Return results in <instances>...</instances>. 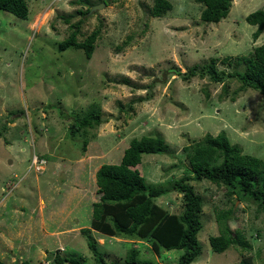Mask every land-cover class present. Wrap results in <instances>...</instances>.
<instances>
[{"label":"rangeland","instance_id":"obj_1","mask_svg":"<svg viewBox=\"0 0 264 264\" xmlns=\"http://www.w3.org/2000/svg\"><path fill=\"white\" fill-rule=\"evenodd\" d=\"M71 1L26 0V19L0 10V259L56 264L58 255L99 264L87 246L91 236L106 261H123L135 249L154 264H176L183 249L156 252L147 240L90 227L100 196L95 173L103 163L120 162L132 139L161 136L166 151L142 154L138 167L146 183L171 189L154 203L180 214L182 193L174 185L191 177L185 148L223 132L243 154L264 162V95L228 76L244 70L242 58L264 43V30L254 40L256 27L245 20L264 0H233L217 23L201 20L204 6L195 0H168L172 9L161 17L150 14L153 0H88L109 4L92 13L91 6L85 16L77 10L86 5ZM77 24L79 42L99 30L90 59L81 49L58 50ZM211 63L220 81L208 75L184 81L174 73ZM90 110L102 123L72 136L73 119ZM33 155L46 160L43 170L30 169ZM188 183L202 198L203 223L202 251L191 264H238L242 255L264 264V211L223 184ZM226 211L223 221L250 249L211 250L208 238L220 229L216 215Z\"/></svg>","mask_w":264,"mask_h":264},{"label":"trees","instance_id":"obj_2","mask_svg":"<svg viewBox=\"0 0 264 264\" xmlns=\"http://www.w3.org/2000/svg\"><path fill=\"white\" fill-rule=\"evenodd\" d=\"M204 7L200 18L205 23H217L227 17L233 0H195ZM105 3V1H103ZM75 5H86V10H77L80 15H86L92 4L88 0L71 1ZM109 3L106 2L105 5ZM172 9L168 0H153L150 14L161 17ZM0 10L26 19L28 5L26 0H0ZM248 24L255 26L252 37L256 40L264 30V6L245 17ZM81 21L79 22V24ZM58 44V50L68 48L81 49L87 59H90L95 42L99 38V30L92 31L82 42L77 40L79 29ZM245 63L244 70H234L228 76L242 82V88L250 87L264 95V43L255 47L248 57L242 58ZM184 81L192 76H210L214 81H220L222 74L215 72L213 63L208 67L194 65L185 73L178 69ZM234 100V99H233ZM70 133L75 136L87 128L100 125V114L93 110L88 111L72 121ZM87 145L84 140L83 148ZM166 143L161 136H142L132 139L124 150L118 163H103L95 173L99 201L93 203L90 227L98 232L110 236H120L127 239L147 240L154 251L183 249L176 264H191L201 254V245L198 233L203 227L201 221L202 198L195 192L188 180L200 181L206 179L216 185H225L234 190L238 199L247 197L252 199L257 207L264 211V162L252 155L243 154L237 145H232L222 132L217 136L206 135L202 140L185 148L186 157L190 167L187 175L179 178L175 189L182 193L183 210L180 214L169 213L153 199L171 191L167 187H157L146 183L141 170L142 154H162L166 151ZM231 192V191H230ZM230 211L220 212L216 215L220 229L218 235L208 238L211 250L222 253L231 245L240 246L241 249H250V246L239 232L230 230L223 221ZM90 228V229H91ZM87 246L99 264H154L150 259L139 257L138 251L131 249L123 261L112 259L106 261L97 249L96 241L87 236ZM56 264H82L75 257L54 256ZM0 264H11L0 259ZM20 264H31L24 260ZM238 264H254L252 257L242 255Z\"/></svg>","mask_w":264,"mask_h":264},{"label":"built area","instance_id":"obj_3","mask_svg":"<svg viewBox=\"0 0 264 264\" xmlns=\"http://www.w3.org/2000/svg\"><path fill=\"white\" fill-rule=\"evenodd\" d=\"M46 161L39 157L38 155H33L30 160V169H33L34 171H41L44 168Z\"/></svg>","mask_w":264,"mask_h":264},{"label":"water","instance_id":"obj_4","mask_svg":"<svg viewBox=\"0 0 264 264\" xmlns=\"http://www.w3.org/2000/svg\"><path fill=\"white\" fill-rule=\"evenodd\" d=\"M104 6H105V3H104V2H102V3H100V4H97V5H94V6L91 7L90 12L92 13V12L95 11V10H100V9L103 8Z\"/></svg>","mask_w":264,"mask_h":264},{"label":"clouds","instance_id":"obj_5","mask_svg":"<svg viewBox=\"0 0 264 264\" xmlns=\"http://www.w3.org/2000/svg\"><path fill=\"white\" fill-rule=\"evenodd\" d=\"M46 161V160H45ZM46 164V163H45ZM44 167H45V165H44Z\"/></svg>","mask_w":264,"mask_h":264}]
</instances>
